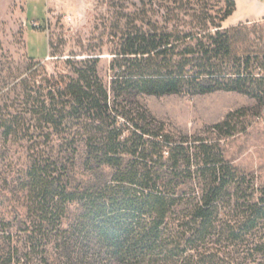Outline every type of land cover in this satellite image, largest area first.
Wrapping results in <instances>:
<instances>
[{
	"label": "trees",
	"instance_id": "1",
	"mask_svg": "<svg viewBox=\"0 0 264 264\" xmlns=\"http://www.w3.org/2000/svg\"><path fill=\"white\" fill-rule=\"evenodd\" d=\"M234 0H119L103 49L31 64L5 139L27 138L25 212L0 222V264H264V187L220 147L248 109L177 138L142 95L234 92L264 104L262 23L224 28ZM34 62V63H33ZM20 79V78H19ZM16 81V80H15ZM15 86V85H14Z\"/></svg>",
	"mask_w": 264,
	"mask_h": 264
},
{
	"label": "rangeland",
	"instance_id": "2",
	"mask_svg": "<svg viewBox=\"0 0 264 264\" xmlns=\"http://www.w3.org/2000/svg\"><path fill=\"white\" fill-rule=\"evenodd\" d=\"M134 1L126 0V3ZM118 2L0 0V119L17 112V106L11 104L15 98L12 94L15 89L16 94L20 92L16 83L27 76L30 57L44 65L50 75L71 73L62 62L52 57L49 41L54 43V49L64 53V59L73 54L82 59L101 47L103 55L100 56L99 73L108 81L112 55L103 36L104 26ZM233 20L234 17L227 20L224 28L237 26ZM262 29L264 31V26ZM11 90L13 92L8 97ZM138 100L164 123L168 133L177 138L215 139L211 134L212 126L221 123L230 113L248 109L246 116L239 115L234 121L232 135L220 138V147L227 162L253 177L257 186L264 187V104L259 105L250 96L225 91L197 96L142 95ZM2 133L0 127V222L15 223L25 212L21 183L29 166L30 143L21 135L5 139Z\"/></svg>",
	"mask_w": 264,
	"mask_h": 264
},
{
	"label": "crops",
	"instance_id": "3",
	"mask_svg": "<svg viewBox=\"0 0 264 264\" xmlns=\"http://www.w3.org/2000/svg\"><path fill=\"white\" fill-rule=\"evenodd\" d=\"M236 11L229 18L234 17V25L253 23L264 19V0H234ZM238 12V15H236ZM236 15V16H235ZM228 19V20H229Z\"/></svg>",
	"mask_w": 264,
	"mask_h": 264
}]
</instances>
